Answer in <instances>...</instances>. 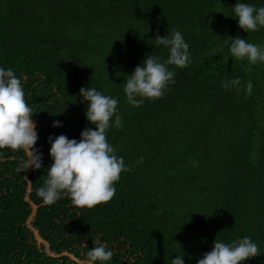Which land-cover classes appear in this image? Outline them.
<instances>
[{
    "label": "trees",
    "instance_id": "trees-1",
    "mask_svg": "<svg viewBox=\"0 0 264 264\" xmlns=\"http://www.w3.org/2000/svg\"><path fill=\"white\" fill-rule=\"evenodd\" d=\"M236 3L0 0V67L21 81L42 155L39 170L22 173L25 153L0 150V264H91L97 241L113 252L103 264H171L181 252L184 264H197L215 238L245 236L260 255L243 264H264V62L238 61L224 43L239 36L264 47V28L241 30ZM173 30L189 45L188 66H169L174 83L162 98L133 107L128 75L148 55L166 60L154 39ZM86 87L118 100L122 127L114 116L106 136L130 171L107 203L82 209L64 196L46 205L37 189L52 164L48 137L79 141L94 130L79 94Z\"/></svg>",
    "mask_w": 264,
    "mask_h": 264
},
{
    "label": "clouds",
    "instance_id": "clouds-1",
    "mask_svg": "<svg viewBox=\"0 0 264 264\" xmlns=\"http://www.w3.org/2000/svg\"><path fill=\"white\" fill-rule=\"evenodd\" d=\"M238 27L246 33L264 28V6L240 2L232 8ZM155 44L169 50L168 58L161 61L148 55L138 65L125 82L124 93L127 102L133 107H140L144 100L162 98L170 83H174V71L169 66L185 68L190 62L189 45L179 30H173L164 37L156 36ZM230 54L238 61L247 60L250 65L264 62V47L248 40L227 38ZM239 85V78L230 82ZM229 82L222 83L227 88ZM252 84L247 90L251 93ZM80 97L86 102L85 118L94 125V130L85 128L80 139H69L66 135L48 137L49 156L52 160L47 169L43 186L37 189V195L46 205L54 204L67 196L78 208L91 209L109 202L115 195L114 187L122 172L130 171L125 166L124 158L116 155L115 149L108 142L106 132L112 126L110 121L115 116V127H122L121 117L117 114L118 100L101 94L93 87L80 89ZM32 109L25 100L21 81L11 68L0 67V150L23 151L26 159L16 168L17 172L29 169L39 170L42 155L34 147L38 140L36 125L33 122ZM62 126L54 121L53 128ZM142 162V159L141 161ZM26 178V177H25ZM97 246L87 252L91 264H101L111 260L113 252L99 241ZM258 245L245 236L231 243L216 239L210 252L198 259L197 264H243L244 261L259 256ZM183 253L171 260V264H184Z\"/></svg>",
    "mask_w": 264,
    "mask_h": 264
},
{
    "label": "rangeland",
    "instance_id": "rangeland-1",
    "mask_svg": "<svg viewBox=\"0 0 264 264\" xmlns=\"http://www.w3.org/2000/svg\"><path fill=\"white\" fill-rule=\"evenodd\" d=\"M33 122H34V121H33ZM34 123H35V122H34ZM35 125H36V123H35ZM31 218H32V216H30V218H29L28 221H27V224H28V226H29L30 229H32V227L30 226ZM33 234H34V237H35V239H36V243H37L39 249H40L42 252L46 253V254L52 255V254L49 252L48 248H47V244H46L44 241H42V240L37 236L36 231H34ZM41 247H42V248H41Z\"/></svg>",
    "mask_w": 264,
    "mask_h": 264
}]
</instances>
